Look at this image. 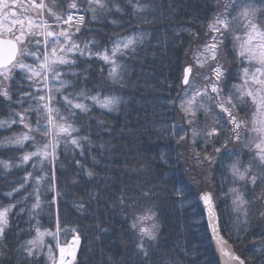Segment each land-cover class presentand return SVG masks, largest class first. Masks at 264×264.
Returning a JSON list of instances; mask_svg holds the SVG:
<instances>
[{"label":"trees","instance_id":"16d2710c","mask_svg":"<svg viewBox=\"0 0 264 264\" xmlns=\"http://www.w3.org/2000/svg\"><path fill=\"white\" fill-rule=\"evenodd\" d=\"M40 2L36 0L37 4ZM43 2L49 6L61 5L53 11L58 14L63 12L64 15L72 0ZM76 2L78 9L73 10L83 11L87 8V0ZM105 2L107 9H98L95 20H92L90 11L84 13L85 22L75 37L76 41L95 40L93 53L104 49L110 53L117 39L141 37V40L132 49L115 57L123 67V82L120 84H114L109 78L111 65L95 55L88 58L87 55L76 54L70 56L76 60L74 67L56 68L61 73L77 74L63 77L71 81L74 87L60 95L84 94L75 102L85 103L88 111L77 110L74 126L80 129L79 137H86L90 143L84 144L81 155L78 148L74 150L69 146L65 149L61 140L55 172L56 192L47 191L48 186L45 185L42 189V207L32 220L29 219L30 212H20L21 208L30 209L34 203V198L24 199L33 190L31 183L13 197L5 194L23 184V177L33 171V162L20 164L19 157L35 148L29 142H25L24 147L12 144L0 146V161L12 165L4 169L0 164V209L20 201L9 213L6 235L0 239V247H7V255L0 259V264H53L49 258V247L52 248L51 255L56 258L57 241L65 243L74 234L79 235L80 243L70 264H218L206 233L203 210L197 201L198 193L203 190L213 193L217 212L226 225L222 234L246 264H264V251H258L264 246V216L261 215L264 212V199H258L264 191V183H258L254 189L251 184L247 187L245 198L251 205L247 209L246 224L243 223L244 216L237 217L232 212V197L224 195L232 187L244 190L243 183L232 182L227 165L237 159V154L244 165H248L255 154L252 146L255 141L252 108L248 99L242 109H237L248 127L241 143H229L228 147H234L236 152L222 161L223 166L197 161L195 152H200L203 157L205 151L203 140L193 145L189 125L179 108V96L184 91L181 83L183 67L194 64L195 51L210 40V33L206 35L208 24L215 13L223 10L224 0ZM138 2L144 6L142 12L135 10ZM18 3L24 7L14 9L17 16L27 15L36 19L33 12L25 13L31 0H18ZM256 6L261 7L259 4ZM117 7L120 11H116ZM44 18L49 25L56 23L54 17ZM256 20L258 23L264 22V12L258 13ZM234 27L236 31L233 35L243 37V26L238 24ZM240 43L234 42L230 36L227 46L220 51L218 62L226 71L225 95H228L232 85L244 83L241 76L246 63L238 56ZM30 51L36 49L30 48ZM40 51L42 59L43 49ZM24 62L34 67L39 64L32 57H26ZM196 73L201 75L197 76ZM209 73V68H194L195 84L202 87V76ZM26 76L17 69L13 72L14 79L6 82L12 94L11 104L0 97V120L18 121V116H10V113L23 112L32 103L31 98L22 105L16 103L22 93L36 90V85L29 87ZM58 86L55 82L50 84L53 88ZM97 95L100 99L119 97L120 103L109 111L89 99ZM54 106L60 109L61 116L67 115L62 101ZM218 111L216 109L207 115L201 111L196 127L203 131L206 125L212 124L213 119H218ZM35 120V112L32 111L25 122L34 128ZM171 125L182 126L175 136L171 135ZM25 132L27 129L19 123L11 128L0 127V141ZM185 132L189 133L188 138L178 144V137ZM36 138L39 139V136ZM226 138V134L220 135L213 147L207 149L208 153L215 155L214 147H220ZM18 164L20 167H16ZM89 171L93 173L92 176L87 175ZM253 171L258 173L260 170L254 167ZM57 192L60 195L57 196ZM144 192L149 193L148 199L142 196ZM54 196L56 200L52 202ZM121 197L128 207H121ZM81 204L82 208L79 207ZM149 206L156 214L155 219L142 226L151 227L154 222L156 239L149 241L145 238V256L137 248L139 232L133 230L131 224L134 213ZM57 218L60 225L58 237L45 236L43 245L34 249L35 255L27 257L22 247L24 242L35 238L37 226L41 231L55 232ZM237 219L241 221L240 224L236 223ZM72 229H76V232Z\"/></svg>","mask_w":264,"mask_h":264},{"label":"snow or ice","instance_id":"6c2138e0","mask_svg":"<svg viewBox=\"0 0 264 264\" xmlns=\"http://www.w3.org/2000/svg\"><path fill=\"white\" fill-rule=\"evenodd\" d=\"M83 3L84 0H79ZM111 2V0H108ZM256 4L261 5L257 7ZM59 4H52L49 6L45 4L43 0L39 4L36 0H31V3L25 8V13L31 11L35 14L36 19H32L30 16L23 15L17 16V12L13 9L24 7L18 3V0H0V97L9 101L11 104L10 89L6 82H10L14 79L13 72L17 69L21 73H26V79L29 83V87L36 85V90L22 93L17 104L22 103L31 98L32 103L29 108L20 113H10V116H18L17 120H0V127L7 126L11 128L17 123L22 124L27 132L16 135L14 137L6 138L4 141H0V146L4 144H12L20 147L25 146V142H29L35 148L34 151L26 152L19 157L20 164L26 165L32 163V172H28L23 177L24 183L19 187L12 189V191L6 193L7 197H13L22 191L25 185L31 183L33 190L25 196V201L34 198V203L31 208H21L20 212L28 211L31 213L29 219H34L39 210L42 207V196L45 185H47V191L56 192V162L58 160V148L60 147L61 140L64 141V147L67 149L69 146L73 149H80L81 155L84 153V144L90 143L86 137H79V131L74 126V121L77 118L76 112L88 111V107L85 103L75 102L79 101L83 93L67 95H60L66 92L68 88L74 87L71 81L64 79L66 75H77L76 73H61L56 71L58 66L71 69L76 65V60L70 58L79 54V56L87 55L91 58L93 55L98 56L105 63L111 65L109 68V78L114 84H120L122 80V65L118 64L115 57L118 53H124L126 50L132 49L137 42L141 40V37H126L117 39L113 47L110 50L104 49L103 51H96L93 53L92 47L96 45L95 40H86L77 42L75 37L80 31V26L85 22V15H79L78 17L71 14V10L78 9V3L76 0L68 3L67 8L69 14L67 20H63V12L57 13L53 11L54 8L60 7ZM219 7V5H217ZM98 9H107V3L105 0H87V8L83 11L87 14L89 11L92 13V20L97 17ZM144 6L137 3L135 10L142 12ZM116 11H120L117 7ZM264 12V0H224V7L222 11H218L214 14L212 21L208 24V33H210V40L205 42L202 46L198 47L194 53V64H189L183 67L181 83L184 87L183 93L179 96L180 104L179 108L184 114L186 123L189 125L191 141L193 145L203 140V148L205 149L203 157L200 152H195V158L199 163L208 162L210 164H221L222 161L230 157L236 152V149L229 148V143L239 144L241 143L242 135L247 129V122L243 120L237 112V109H242V106L246 103V97H251L253 103L258 105V109L264 112V53L259 58L251 50L253 43H259L264 45V22L258 23L256 20L257 14ZM235 13V14H233ZM55 18L56 23L49 25L47 19ZM11 18V20H10ZM74 22L76 27L73 31L71 25L68 28H63L64 24H70ZM9 26L5 28V25ZM242 25L245 30V36L247 39L244 43L239 45L238 56L243 61L245 58L252 61L256 60L259 67L255 69V72L251 73V79L253 85H249L250 69L244 68L241 78L244 80L243 85H232L229 89L228 95H225L224 85L226 84V71L222 64L218 62L220 51L227 46L228 38L231 36L234 42L244 39L241 36H234L236 31L234 26ZM56 28L61 30L56 31ZM7 35L9 38H4ZM235 47V44H234ZM30 48H35L36 51H30ZM51 48V53H49ZM41 49H43V58L41 59ZM7 53L6 55L4 53ZM26 57H32L35 61H39L38 66H33L24 62ZM213 65H215L213 67ZM194 68L205 69L209 68L210 73L203 75V86L195 84L193 77ZM259 74V78L257 77ZM197 76L201 75L196 73ZM55 82L58 87H50V84ZM255 85H259L256 91L250 90ZM234 89V91H233ZM45 93V94H37ZM55 93L56 95H54ZM191 93V95H189ZM59 96V99H57ZM89 99L94 104H99L101 108H106L109 111L114 110L120 103V98L116 96H106L104 99H100L97 96H91ZM63 102L65 105V112L67 115L61 116L60 109L54 105L56 103ZM33 105L35 106L33 108ZM219 109L216 113L218 119H213L211 125H206L203 131L196 127L198 114L203 111L206 115L212 111ZM35 112L36 120L35 127H31L29 123H26V118L31 112ZM227 126V127H226ZM172 133L175 136L178 131L181 130V125H171ZM253 130L256 131L260 137L264 138V122H261L259 127L253 126ZM226 134L227 138L220 147H214L215 155H210L207 151L209 147H213L216 139ZM189 133L185 132L177 139V143H182L188 138ZM39 136V139L36 137ZM255 154L252 155L248 165H244L242 159L237 154V159L227 165V171L232 177L234 184L243 183L244 190L239 187H232L228 189L225 196H231V208L232 212L237 216H244L243 223H247V209L250 207L251 202L246 200L247 187L249 184L256 187L258 183H264V139H261L260 143L255 144ZM35 161V162H34ZM79 161L77 164L79 165ZM4 169H9L12 165L6 161H0ZM20 164L16 167H20ZM257 168L260 171L258 173L253 171V168ZM88 176H92L93 173L89 171ZM75 183V182H74ZM60 193L57 192V196ZM142 196L148 199L149 193L144 192ZM258 199H264V191L261 192ZM56 196L53 197L55 202ZM199 201L203 202L204 210L207 216L206 233L210 235V239L215 242L217 249L223 257H226L231 264H246L245 260L239 256L234 255L227 240L221 234L226 230V225L222 221V217L217 213V205L214 202L212 192H201L199 195ZM20 201H17L14 205H9L6 208L0 209V239L6 235V229L8 228L9 213L19 205ZM80 208L83 205H79ZM121 207L126 208L128 205L124 203V198L121 197ZM155 212L151 207L142 209L139 213H134L133 222L131 228L138 230L139 243L137 248L140 252H143L147 256V250L145 248V238L147 240L156 239V224L153 222L151 227L142 226L147 221H154ZM264 216V212H261ZM237 224L241 221L237 219ZM39 225V221H37ZM35 238L25 241L22 245L26 256L31 258L35 255L34 249L40 248L44 243L45 236H51L53 238L58 237L60 232L59 218H57L56 231L44 230L41 231L37 226ZM67 231V229H65ZM76 232V229H72ZM73 245L78 246L79 235H75L72 241ZM57 247L59 248L60 259L58 264H65V256L75 259V251L70 250L66 253L64 247H60L57 241ZM49 258L53 261V264H57L56 258L51 255L52 248L49 247ZM258 251H264L262 246ZM7 255L6 245L0 247V259Z\"/></svg>","mask_w":264,"mask_h":264},{"label":"rangeland","instance_id":"374dc122","mask_svg":"<svg viewBox=\"0 0 264 264\" xmlns=\"http://www.w3.org/2000/svg\"><path fill=\"white\" fill-rule=\"evenodd\" d=\"M14 10V9H13ZM15 11V10H14ZM19 17V16H18ZM11 20V18H10ZM9 25L6 24L5 25V28H7ZM7 36V35H6ZM244 39L241 40V43H244V41L247 39V37L243 36ZM240 43V44H241ZM240 50V48H239ZM251 50L255 53V55L257 56V58H259V56L264 53V45H261L259 43H253L251 45ZM245 63H246V68H249L250 69V78H249V85H253V81L251 79V73L252 72H255V69L257 67H259V64L257 63L256 60H252V61H249L247 60V58H245L243 60ZM257 77L259 78V74H257ZM243 83V82H242ZM244 84V83H243ZM242 84V85H243ZM259 88V85H255L254 87H252L250 90H253V91H256V89ZM248 99V102L250 103L249 105L251 106L252 108V116H251V123H252V130H253V126L255 125L256 127H259L261 122H264V112H261L259 111L258 109V105L256 103H253V100L251 97H246ZM253 133L255 135L254 137V144L252 145L254 150L256 151L255 149V144L257 143H260L261 139H264L262 137L259 136V134L253 130ZM66 250V253L68 252L67 248L65 249Z\"/></svg>","mask_w":264,"mask_h":264},{"label":"water","instance_id":"95a60500","mask_svg":"<svg viewBox=\"0 0 264 264\" xmlns=\"http://www.w3.org/2000/svg\"><path fill=\"white\" fill-rule=\"evenodd\" d=\"M4 38H7V37H4ZM5 55L7 54L6 52L4 53ZM201 192H205V191H201ZM200 192V193H201ZM208 192H210V191H208ZM200 193L198 194V201H199V195H200ZM199 204L201 205V207H202V209H203V212H204V215H205V221H206V224H207V216H206V212H205V210H204V205H203V202H201V201H199ZM217 211V210H216ZM222 234V233H221ZM210 236V235H209ZM225 238V237H224ZM226 239V238H225ZM211 240V239H210ZM227 240V239H226ZM227 243H228V245H230V247H231V249H232V252L234 253V255H236V256H239L235 251H234V247H233V245L227 240ZM211 244H212V247H213V249H214V251H215V254H216V257H217V259H218V263L219 264H231V262L226 258V257H223L222 255H221V253L219 252V250L217 249V246H216V244H215V242H213L212 240H211ZM241 259H243L241 256H239ZM244 260V259H243Z\"/></svg>","mask_w":264,"mask_h":264}]
</instances>
